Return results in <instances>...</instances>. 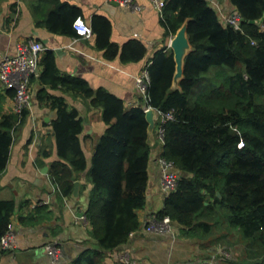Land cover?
I'll return each instance as SVG.
<instances>
[{"label":"trees","instance_id":"trees-1","mask_svg":"<svg viewBox=\"0 0 264 264\" xmlns=\"http://www.w3.org/2000/svg\"><path fill=\"white\" fill-rule=\"evenodd\" d=\"M45 1L50 6L45 20L49 29L79 36L74 23L80 10L60 0ZM211 1L167 0L164 6L168 34L175 36L189 20L193 50L180 87H174L171 49L158 50L147 67L146 103L174 115L162 125L161 157L180 173L156 217L169 216L183 234L202 240L222 220L227 234L241 238L250 251L232 264H264V0H230L242 18L241 30L225 25ZM91 27L106 59L145 58L147 47L141 41L132 39L122 46L113 42L108 17L96 15ZM39 65L42 72L31 75L30 82L44 87L38 101L58 110L52 124L60 160L51 164L49 174L64 197L74 194L75 178L88 168L80 138L84 120L64 97L47 88L81 95L102 109L107 129L87 176L92 189L86 217L98 247L84 251L74 264H107L108 254L140 227L136 210L147 204L153 145L148 141L146 104L128 107L105 88L94 89L84 78L63 75L54 51H45ZM5 92L15 97V89ZM29 115V108L4 114L0 99V176L9 163L14 132ZM15 210V200L0 199V240L12 230Z\"/></svg>","mask_w":264,"mask_h":264},{"label":"crops","instance_id":"crops-1","mask_svg":"<svg viewBox=\"0 0 264 264\" xmlns=\"http://www.w3.org/2000/svg\"><path fill=\"white\" fill-rule=\"evenodd\" d=\"M60 1L77 7L80 15L76 20H84L91 26L96 15L108 17L112 22L113 42L122 46L137 39L147 47L145 58L139 62H123L120 57L108 60L105 51L96 46L94 33L86 38L51 31L45 23L50 11L45 0H0V62L5 55L14 54L20 43L40 41L44 45L41 56L47 50L54 51L63 75L84 78L94 89L105 88L123 99L128 107L141 102L147 104L137 78L147 71L158 50H170L173 36L163 24V14L151 0H134L139 8L122 5L118 0ZM217 2V7L222 8L230 4V0ZM40 3L39 10H34ZM42 69L39 65L37 75ZM43 88L39 82L31 83L30 115L14 132L9 163L0 176V199L16 202L12 217L13 246L4 247L0 240V264H54L50 245L61 250L57 264H74L84 251L98 247L87 217L83 218L80 213L88 210L92 184L87 176L96 146L107 129L102 109L92 107L91 100L81 95L47 88L52 95L64 97L68 106L76 108L84 120L80 138L88 168L75 178V189L79 182L78 195L64 197L49 174L51 164L60 160L52 124L58 110L38 101V93ZM0 99L4 114L15 112L14 97L6 95L1 79ZM54 111L56 118L47 121ZM162 151L163 142L155 133L147 204L136 210L140 227L126 244L108 254L107 264H194L210 260V254L217 252L214 246L204 248L207 239L183 234L176 223L174 236L146 230L150 220L164 208L169 195L162 188L163 171L159 163ZM45 167L49 168L47 173H44Z\"/></svg>","mask_w":264,"mask_h":264},{"label":"built area","instance_id":"built-area-1","mask_svg":"<svg viewBox=\"0 0 264 264\" xmlns=\"http://www.w3.org/2000/svg\"><path fill=\"white\" fill-rule=\"evenodd\" d=\"M122 5L135 6L134 0H118ZM167 0H151L154 7L163 14V9ZM211 3L217 7L219 4L217 0H212ZM219 12L221 19L225 25H232L236 29H242V18L235 10L232 13L226 12L225 8L221 6L216 8ZM74 28L79 36L91 38L93 36V29L84 20L78 19L74 23ZM44 50V45L40 41L30 40L28 42L20 43L14 54L5 55L0 62V79L5 90L15 89V112H22L23 109L29 108L32 103V90H31V75L37 72L39 68L41 52ZM150 81L148 71H145L143 75L137 78V84L140 91L145 95L147 100V88ZM152 107L146 104L145 109ZM172 112L163 113L160 111L157 120L156 133L158 138L164 142V128L163 123L166 120L173 118ZM243 145V142H242ZM159 163L162 167L163 178L162 188L170 194L176 187L180 173L178 172L175 164L166 160L163 157H159ZM86 216H83L85 218ZM146 230L148 232H154L157 234L175 235V226L172 219L169 216L163 219H158L156 216L150 220ZM14 242V234L12 230L1 238V243L4 247H12ZM48 249L52 255L53 263L57 264L60 260L61 250L55 245L48 246ZM215 261V257L213 258ZM212 260L204 262H198L194 264H213Z\"/></svg>","mask_w":264,"mask_h":264},{"label":"water","instance_id":"water-1","mask_svg":"<svg viewBox=\"0 0 264 264\" xmlns=\"http://www.w3.org/2000/svg\"><path fill=\"white\" fill-rule=\"evenodd\" d=\"M235 9V8H234ZM188 23L189 20L186 21L183 26L177 31L175 36H173L170 40V49L174 53L175 61H176V72L174 76V87L179 88L180 87V81L184 77L185 73V63L186 58L190 54V52L193 50V46L190 42L189 33H188ZM60 53V51H58ZM39 71V68L37 69ZM160 111L155 107H150L146 110V116L147 120L149 122V143L151 145L155 142V133H156V127H157V120L159 117ZM56 112H52L47 118V121H51L54 118H56ZM48 167H45L44 173H47ZM183 175H187V173H183ZM79 190V182H76V189H75V195H78ZM221 196V194L219 193ZM81 216H86L85 212L80 213Z\"/></svg>","mask_w":264,"mask_h":264},{"label":"rangeland","instance_id":"rangeland-1","mask_svg":"<svg viewBox=\"0 0 264 264\" xmlns=\"http://www.w3.org/2000/svg\"><path fill=\"white\" fill-rule=\"evenodd\" d=\"M211 4L213 5L214 3ZM224 8L228 13L235 11L231 3L227 4V7ZM224 227L225 224L221 220L213 228L212 233L209 234L207 238L208 242L206 241L204 245V248L214 246L217 249L216 253L210 254V260L214 261L213 257H215V261L212 262L213 264H232L233 259L242 261L250 252L241 238L235 237V235L227 234Z\"/></svg>","mask_w":264,"mask_h":264}]
</instances>
